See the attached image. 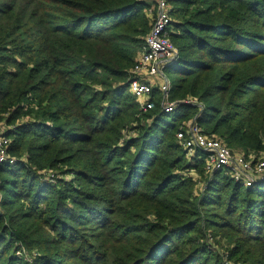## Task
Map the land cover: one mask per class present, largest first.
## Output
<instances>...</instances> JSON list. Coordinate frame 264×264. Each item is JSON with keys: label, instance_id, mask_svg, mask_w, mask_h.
Listing matches in <instances>:
<instances>
[{"label": "trees", "instance_id": "1", "mask_svg": "<svg viewBox=\"0 0 264 264\" xmlns=\"http://www.w3.org/2000/svg\"><path fill=\"white\" fill-rule=\"evenodd\" d=\"M169 4L170 100L202 112L165 113L154 89L143 113L129 91L150 0H0V124L17 158L0 164V264H264V182L217 172L197 195L203 161L177 141L199 114L230 149L264 154V0Z\"/></svg>", "mask_w": 264, "mask_h": 264}, {"label": "built area", "instance_id": "2", "mask_svg": "<svg viewBox=\"0 0 264 264\" xmlns=\"http://www.w3.org/2000/svg\"><path fill=\"white\" fill-rule=\"evenodd\" d=\"M150 1L153 4V7L148 10L151 16V29L145 37L143 48L131 71L129 91L137 98L143 113L156 108V98L153 97L154 89L159 91V103L165 113H172L183 105L197 107L202 112L203 106L196 99L170 100L171 82L165 70L179 59L178 50L169 36L168 28L172 22L170 0ZM199 117L198 114L189 122L183 123L177 133V141L186 152L187 160L191 165H195L200 160L203 161L204 179L195 176L197 195L203 192L207 181H210L217 172H224L234 182L247 188L263 183L264 154H254L248 157L241 152H235L221 138L206 134L198 122ZM7 129L8 127L5 126L3 130H0V164H15L17 158L11 156L8 151L11 139L5 135ZM11 129L14 128L11 127ZM48 173L43 172L42 174Z\"/></svg>", "mask_w": 264, "mask_h": 264}, {"label": "rangeland", "instance_id": "3", "mask_svg": "<svg viewBox=\"0 0 264 264\" xmlns=\"http://www.w3.org/2000/svg\"><path fill=\"white\" fill-rule=\"evenodd\" d=\"M151 2V1H150ZM153 7V6H152ZM151 7V8H152ZM148 13V12H147ZM149 18L151 19V16H149ZM165 74L170 78V80H174V78H175V74L173 73V70H172V67H169V68H167L166 70H165ZM137 99V98H136ZM193 118H191V119H189V120H187V121H185L184 123H187V122H189L190 120H192ZM5 126L6 125H0V130H3L4 128H5ZM217 137H219L218 135H217ZM220 138V137H219ZM235 152H240V151H235ZM23 160H25L24 158H23ZM62 170L61 169H58V170H53V171H51V172H49L48 174H46V175H44L43 176V182L44 181H47V179H50L51 180V182H52V184H55V181H57V178L60 176V177H62L61 175H60V173H62L61 172ZM42 174V173H41ZM0 199H1V193H0ZM214 241L212 240V238L210 239V243L212 244ZM222 243V244H221ZM220 243V245L221 246H224V244H223V242H221ZM225 243V242H224ZM15 245L18 247V249L20 248V251H18L17 252V254L19 255V257H22V258H25L26 260H28V261H30V262H32L33 261V259H34V257H35V255L37 254V251H31V250H28L27 249V247L25 246V244L24 243H22L21 241H17L16 243H15ZM214 245H215V248L218 250V252L219 253H222V252H224V249L222 250L221 249V246L219 245V244H217V243H214Z\"/></svg>", "mask_w": 264, "mask_h": 264}]
</instances>
